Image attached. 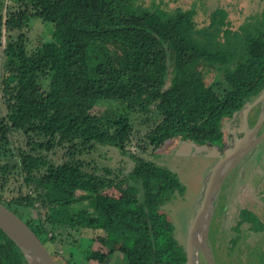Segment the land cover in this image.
Returning <instances> with one entry per match:
<instances>
[{"label":"trees","instance_id":"1","mask_svg":"<svg viewBox=\"0 0 264 264\" xmlns=\"http://www.w3.org/2000/svg\"><path fill=\"white\" fill-rule=\"evenodd\" d=\"M12 1L15 5L2 14L0 0L2 72L15 79L12 84L0 79L5 109L0 147L6 150L10 134L24 138V148H17L23 178L18 195L7 197L9 176L17 165H0V203L31 228L55 264L57 257L59 264H69L80 244L86 248V263H103L118 252L117 264H185V248L172 237L157 206L172 193L182 196L184 187L176 174L127 153L133 137L130 114L140 113L148 123L138 139L144 141L137 144L142 152L145 144L157 150L179 139L219 145L223 121L264 90V36L248 43L246 56L233 71L226 67L222 82L205 86L198 71L201 62L216 59L214 55L220 62L222 57L233 62L228 51L211 55L207 45L188 41V12L161 20L156 12L135 11L119 0ZM32 21L44 27L33 40L27 35ZM105 103L119 104L115 116L95 112ZM251 114L258 115L255 109ZM99 146L128 154L131 171L121 177L116 170L97 174L96 166L87 169L90 164L79 156ZM57 149L67 159L56 165L49 154ZM25 210H35L36 217L25 219ZM241 216L234 230L240 232L243 224L253 233L259 230L261 223L252 212ZM260 233L261 240L247 248L264 242V229ZM115 238H124L127 246L115 247ZM241 242L238 235L228 249L226 241L218 245L223 253L220 258L212 254L214 264H240ZM253 253L246 255L248 264H258L264 254ZM0 264H27L1 230Z\"/></svg>","mask_w":264,"mask_h":264},{"label":"rangeland","instance_id":"2","mask_svg":"<svg viewBox=\"0 0 264 264\" xmlns=\"http://www.w3.org/2000/svg\"><path fill=\"white\" fill-rule=\"evenodd\" d=\"M119 1L125 2L129 8L135 11L156 12V15L163 17L161 20L175 17L178 13L188 12V21L186 20L188 22V31H185V35L191 44L197 45L199 42L207 45L211 50V55L214 52L228 51L232 64L227 63L226 57H222L223 62H220L217 59V55L213 56L216 59L205 61L203 64L202 62L200 63L198 71L202 73L205 86H212L218 81L222 82L226 67L230 65V68L233 67L231 69L233 71L234 67L243 61L246 56L248 43L264 36V0H234L238 1L245 12H243L244 14H235L229 17L227 10L228 7H231L233 1L227 3V0ZM14 5L15 2L12 0H2V14L6 13L7 7ZM43 28L38 21H32L27 31L28 38L33 40L37 35L41 34ZM2 34L0 42L4 44V30H2ZM2 49L3 46L0 47V79L2 84H12L15 81L14 77L11 75L5 76L2 72ZM172 77L173 71L170 70L167 78V87ZM262 94H264V90L259 95ZM260 103L255 110L258 115L261 107H264V97ZM116 105L119 104L105 103V105L95 109V112L98 115L111 118L117 113L114 107ZM243 110L236 113L229 120L223 121L222 130L224 136L222 142L217 146L209 144L197 145L179 139L168 141L166 145L157 150H153L152 146L145 144L146 150L144 152L138 148L137 144L144 143V141H138V139L148 130V123H144V115L140 113L130 114L133 137L131 143L126 147L127 153L140 155L154 163L156 167L176 174L184 187L182 196L179 192H175L166 201L164 199L157 204L158 214L164 215L165 222L172 228V237L184 248L186 247L189 225L201 203L204 185L211 168L220 158L233 149L244 134ZM4 114L3 100L0 98V115L3 116ZM256 117L253 115L250 119H256ZM248 125L252 128L255 124L252 120L248 121ZM263 129L264 126L260 129L257 136L261 135ZM19 147L24 148V138L16 134H10L9 145L6 146L5 151L3 147H0V151H4L2 153V157H4L0 156V165H8L9 167L14 164L17 165V168L13 169L9 176L10 183L6 192L7 197L18 195V187L22 183L23 175H20V168L17 164V148ZM79 158L90 164L87 169L96 166L97 174H102L103 170L107 168L111 171L116 170L115 173L122 177L123 174H128L133 167V162L128 154H122L117 149L109 146H99L93 152L82 157L79 156ZM49 159L57 165L66 160L67 157L64 151L57 149L52 154H49ZM133 188H137L138 191L140 187L135 185ZM106 193L113 197L118 196V193L114 190H108ZM138 195L140 196L141 193L139 192ZM243 211L252 212L255 215V220L260 221L259 223L261 224L259 225V230L255 231L256 233L248 231L247 224H243L240 227L242 233L234 230L238 227L237 224L242 218L241 214ZM22 214L25 219L36 217L35 210H25ZM262 229H264V140L236 168L227 174L221 189L215 197L207 233L210 251L211 246L214 245L215 247L212 249L211 254L217 258L222 257V247L219 246L218 249L216 247L226 241V249H228L232 246L230 240L234 236L239 235L243 241L240 245V264H248L246 255L250 251H254L253 254L256 253V255L264 253V242L260 243L256 248H247L248 244L253 246L257 240H261L263 233H260V231ZM199 238H201L200 235ZM115 243V247L127 246V241L124 238H115ZM94 244L95 247L99 245L97 242ZM54 246L59 249L60 253L63 252V248H59L57 243ZM76 246H78L77 243ZM85 249L80 244L69 264H117L118 252L115 254L114 259L106 260L103 263L93 261L86 263L83 258ZM103 250L106 251L105 249ZM64 256L67 258L68 254ZM261 257L256 260L258 264H264V254ZM56 259L58 264L61 263V257ZM227 260H231V257L228 256ZM197 263L207 264L200 254L197 257Z\"/></svg>","mask_w":264,"mask_h":264},{"label":"water","instance_id":"3","mask_svg":"<svg viewBox=\"0 0 264 264\" xmlns=\"http://www.w3.org/2000/svg\"><path fill=\"white\" fill-rule=\"evenodd\" d=\"M263 97L264 94L259 95L244 108L245 131L242 138L227 155L220 158L211 168L204 185L201 203L189 225L185 247L186 264H198L199 254L207 264H214L207 241L211 210L227 174L264 140V129L261 135L257 136L264 125V107L252 128H248L247 121L249 112L261 102ZM0 230L17 246L27 264H55L49 251L31 228L1 203Z\"/></svg>","mask_w":264,"mask_h":264},{"label":"crops","instance_id":"4","mask_svg":"<svg viewBox=\"0 0 264 264\" xmlns=\"http://www.w3.org/2000/svg\"><path fill=\"white\" fill-rule=\"evenodd\" d=\"M232 2V8L230 9V7H228V10H227V14H228V17L229 16H233L235 14L237 15H240V14H244L243 12H245V10L242 9V6L238 3V1H234V0H227V3L229 2ZM238 113V112H237ZM236 114V113H235ZM234 114V115H235ZM259 117V116H258ZM253 120L255 121V119L253 118ZM243 122H244V110H243ZM203 186V185H202ZM200 189H201V186H200Z\"/></svg>","mask_w":264,"mask_h":264},{"label":"flooded vegetation","instance_id":"5","mask_svg":"<svg viewBox=\"0 0 264 264\" xmlns=\"http://www.w3.org/2000/svg\"><path fill=\"white\" fill-rule=\"evenodd\" d=\"M232 5H233V4H232ZM232 5H231V7H232ZM231 7H230V9H231ZM246 12H247V11H246ZM247 13H248V12H247ZM227 15H228V14H227ZM260 104H261V103H259L258 106H259ZM248 105H249V104H248ZM258 106H257V107L255 106V107L253 108V110H254V109L256 110V108H258ZM262 108H263V107H261V109H262ZM261 109H260V112H261ZM251 111H252V109H251ZM251 111H250L249 114H248V120H247V121H251L250 117L254 115V114H251ZM259 114H260V113H259ZM258 116H259V115H258ZM258 116H257V118L255 119V121L253 120L254 124H256V121H257V119H258ZM244 126H245V124H244ZM263 126H264V125H263ZM263 126H262V127H263ZM248 128H251V127H249V125H248ZM244 131H245V127H244ZM253 150H254V149H253ZM253 150H252V151H253ZM252 151H251V152H252ZM251 152H250V153H251ZM250 153H249V154H250ZM249 154H248V155H249ZM248 155H247V156H248ZM243 160H244V159H243ZM211 256H212V254H211ZM212 260H213V256H212ZM213 263H214V261H213Z\"/></svg>","mask_w":264,"mask_h":264},{"label":"bare ground","instance_id":"6","mask_svg":"<svg viewBox=\"0 0 264 264\" xmlns=\"http://www.w3.org/2000/svg\"><path fill=\"white\" fill-rule=\"evenodd\" d=\"M194 263H195V261H194ZM196 264V263H195Z\"/></svg>","mask_w":264,"mask_h":264}]
</instances>
